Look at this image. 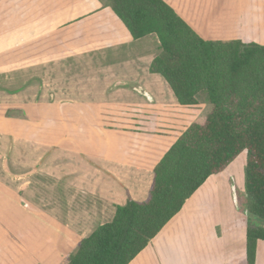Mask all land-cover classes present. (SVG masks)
Segmentation results:
<instances>
[{
  "label": "crops",
  "instance_id": "obj_1",
  "mask_svg": "<svg viewBox=\"0 0 264 264\" xmlns=\"http://www.w3.org/2000/svg\"><path fill=\"white\" fill-rule=\"evenodd\" d=\"M163 1L208 41L257 43L259 31L264 32V0H245L238 16L226 14L224 23L213 17L216 5L210 7L209 21L220 22L209 33L214 38L205 37L200 25L191 23L192 13L199 5L195 4L190 11L185 6L191 2L186 0H178L177 5L170 0ZM197 3L202 8L206 6L201 0ZM153 36L133 40L105 0H0V85L3 87L9 73L14 71L18 72V85L29 87L45 84L41 81L44 79L42 71H49V79L56 81L59 74L52 71H77L80 67L81 71L112 76L106 72L112 67L135 65L137 68V64L143 62V71L134 73V80L131 74L122 78V75L115 77L116 73L109 79H119L117 84L129 90L138 84L136 91L133 90L135 94L126 92L135 103L144 104L143 100L148 98L161 106L156 85L162 81L149 71L157 56L151 47H159L157 37ZM27 71H32L33 76L26 77ZM68 75H65L66 85L70 84ZM52 80L51 85L59 84ZM167 88L170 90L169 86ZM4 91H0V135L11 138L5 118L12 117L9 113L15 110H21L24 115L26 106L12 99L23 98L20 92L13 95ZM75 93L66 107L55 103L58 98L54 95L58 94L54 93L51 100L56 104V119L53 122L43 119L32 125V133L24 124H18L25 128V134L18 138L20 141L12 140L5 151L3 164L15 174L18 189H9L0 181L2 197L22 198L27 208L17 204V207L2 210L0 264L68 262L83 238L99 226L112 222L117 207L125 205L128 199L137 203L147 200L154 168L187 129L176 138L170 135L161 138L158 132H173L176 125H164L166 129H161L160 120L164 119L160 116L148 117L135 126L105 125L98 119L90 120L94 113L83 104L87 101L83 99L85 92ZM10 101L13 105L8 103ZM78 101L82 104H75ZM176 106L182 111L177 119L182 120L190 107ZM136 107L134 105V109ZM206 111L209 113V105ZM122 116L132 119V114L126 111ZM135 116L140 119L138 114ZM58 117L69 119L68 124ZM74 117L79 119L74 120ZM62 158L64 162L60 163L58 160ZM48 159H51L50 166L56 167L51 176L44 173ZM32 161L34 163L29 165ZM64 163L69 166L63 168ZM230 165L222 173L209 177L129 264H204L203 257L208 255L215 261L218 259L216 264H247V211L239 208L237 201L233 206L238 209L236 213L233 211L230 189L236 191L239 174L231 171L233 165ZM212 185L218 188L217 193L223 188L220 196H216L217 193L211 196L218 199L216 208L208 204L207 191ZM32 198L37 199L36 204ZM255 264H264V241L257 243Z\"/></svg>",
  "mask_w": 264,
  "mask_h": 264
},
{
  "label": "trees",
  "instance_id": "obj_2",
  "mask_svg": "<svg viewBox=\"0 0 264 264\" xmlns=\"http://www.w3.org/2000/svg\"><path fill=\"white\" fill-rule=\"evenodd\" d=\"M133 40L155 35L160 53L149 71L178 104L205 94L210 111L191 124L153 171L146 201L128 199L112 222L83 238L66 264H129L213 175L247 153L246 262L264 241V45L201 38L163 0H105Z\"/></svg>",
  "mask_w": 264,
  "mask_h": 264
},
{
  "label": "rangeland",
  "instance_id": "obj_3",
  "mask_svg": "<svg viewBox=\"0 0 264 264\" xmlns=\"http://www.w3.org/2000/svg\"><path fill=\"white\" fill-rule=\"evenodd\" d=\"M170 1H172L175 5L178 4V0H170ZM186 1L191 2L190 5L185 6V7H189L190 11H193L192 6H194L195 4L199 5L198 9H196L195 12L192 13L194 14V16H193V20L191 21V23H196L198 26L200 25V27L204 30L203 31L204 36L206 35L207 37H209L211 34L210 32L211 28L215 27V24L220 23L219 21L215 22L216 21L215 19L213 21L212 20L209 21L208 18L210 16V12H209L210 7H213L216 5V12L214 13L215 15H213V17L219 18L224 23L223 19H225L226 14L228 17H237L239 12L241 11V8H243V3L245 2V0L244 1L243 0H201L205 2L206 4V6L202 8V5L197 3L200 0H196L197 2H195V0H186ZM241 1L243 2L241 3ZM251 1L257 2V0H251ZM209 2H212V3H209ZM200 7L202 11L200 10ZM210 37L214 38L215 36L211 35ZM217 41L228 42L225 40H217ZM229 41H233V40H229ZM256 42L257 44H260V45L264 44V32L263 31H259ZM151 50H153L154 54L158 55L160 53L159 47L156 45L151 47ZM140 63L141 64L138 63L139 65L137 64V68L135 67V65H132V66L122 65L120 67H112L111 69H108V71L106 72L112 73V76H113V73H116L115 77H118V76L121 77L122 75V78L128 74H131L130 78L134 80V78H136V75H134V73L137 74L138 72L143 71L144 64L143 62H140ZM101 70H105V69H101ZM87 71H81L80 67H79V70L77 71H67V72L66 70L52 71L54 74L55 73L59 74L58 76L59 79H56V81L49 79L50 77L49 71H42V76L44 77V79L41 81L45 84H42L40 86H29V87L18 85L17 81H19V79L17 76L18 74L17 71H14L13 73L7 72L9 73V79H6L4 81L5 85L3 87L0 85V91L5 90L9 94H13V95L14 93L16 94L20 92V94H22L21 97L23 98L16 97L12 99L15 100V103L25 104L26 106V112L24 115H22L23 112H21V110L19 111L15 110V111H12V113H9V115L12 117L5 118L4 123L5 125H7L6 130L10 133L9 136L11 138H8L7 136H4V135L2 136L0 135V181L2 182V184H5L7 188L12 189V190L18 189V184L15 180V174L10 173L7 169V165L3 164V158L5 157V151L10 145H12V140L20 141L18 140V138L20 136H24L25 134L24 132L25 128L19 127L18 124H22V125L24 124V127L26 126L27 128H29L32 133L31 126L39 124L43 119H46L47 122H49V120L53 122L54 119H56L54 116L57 113L56 104L57 105L62 104L64 107H66V104H70L73 98H75L74 96L76 94L75 91H77L78 94L81 91L85 92L84 94L86 96H83V99L87 98V101L84 102L83 104H86L89 108H91V111L94 113V116L90 117V120L91 118L93 120L98 119L99 121L102 122V124L112 125V126H116V125L128 126L129 124H132V126H135V125H139L141 120L143 119H146L152 116H155V117L160 116L164 119L163 121L160 120V124L163 125L161 126V129L163 130L166 129L164 125H172V124L176 125V126L174 125L175 128L172 129L173 132H169V133L158 132V135H160L161 138H167L169 137L168 135H170L172 138H176V136L178 134H181L186 128H188V126L195 123L199 118H203V116H207L208 114L206 111L207 106H208L206 95L201 94L198 97L199 104L196 107L187 108L185 110V111H189L187 116H183L182 120L181 118L178 120L177 118H179L178 116L182 111L179 112V109L176 108L178 107L176 106L178 105L177 104L178 102L175 101L176 98L174 94L172 93L171 90H168L167 83L159 75H156V77H158V79L162 81L161 82L162 84L160 83V85H156V89H157L156 93L158 95V98L162 101L161 106H158L157 103H151L148 98H145V100H143L144 104H141L140 102L135 103L129 95H126V92L128 91L135 94L134 91H136L135 88L138 87V84L136 85V87H133V89L131 90L125 89L126 87L119 86L117 84L119 79L110 80L109 78L112 77L110 74L105 75V73H103L99 75L95 71H90V72H87ZM67 73L68 74L71 73V74L68 75ZM139 74L141 75V73ZM65 75H68V77L70 78L67 81L68 83L70 82V84H67V85L64 84L66 82ZM32 76H33L32 71L26 72V77H32ZM51 80L54 83L59 82V84L51 85L50 83ZM124 90H127V91H124ZM59 92L61 93L65 92V94L64 93L60 94ZM54 93L58 94L57 97L54 95L56 99L58 98L57 102H55L56 104H54V102L51 100V98L53 99L52 95ZM20 99H21V102H20ZM8 103L10 105H13L11 101ZM78 103L82 104L81 101L75 102V104H78ZM134 105L137 106L135 109H134ZM125 111L132 114L131 116L132 119L124 118L122 116L123 113H125ZM40 112L43 113L42 116L40 115L41 114ZM1 113L2 112H0V114ZM136 114H138L140 119L137 116H135ZM119 115H121V117ZM17 116H20V117L18 118ZM8 118H10L9 121H8ZM75 119H79V118L74 117V120ZM58 120L64 121V124H68L66 123V121H69V119H66L65 117H62V118L58 117ZM75 123L78 124L77 122ZM145 127L147 126L144 125V128ZM11 131H13V133H11ZM26 131H28V129H26ZM30 131H29V134H27V136L30 135ZM17 132L19 136H17ZM20 133H22L23 135H20ZM16 152L17 151H15V153ZM246 159H247V153L244 152L230 165V166L233 165L231 167V171L236 170L237 173L239 174L238 177L236 176L237 178L236 191H233L232 187L230 189L231 203H232V208H233L234 213H236L237 211L236 209H238L237 207L233 206V204L234 205L236 204V201H237L239 208L242 207L244 209H246L247 202H248L247 195L244 190V167H245ZM33 161L31 163L27 162V165L28 163L29 165H32L34 163ZM58 161L60 163L64 162L63 158ZM50 163H51V159H48L46 161V168L44 170V173L47 176L54 175L56 171V167H51ZM61 166H63L64 168L66 166H69V164L64 163V164H61ZM14 167L15 166H13V168ZM52 184H55V182H53ZM205 189H208V187ZM217 189L218 188H216L215 185H212L207 191L208 195L210 196V198L208 199L209 201L208 204L212 208H216L218 205L217 204L218 199H216V197H214V199H211V196L217 193ZM222 189L216 194V196H220L222 194L223 192ZM32 190H35V188L32 187ZM2 196H3V193L0 187V222L2 221V210L3 209H11L13 208L14 205L15 207H17L18 206L17 204H20L26 207V204L24 203L22 198L13 199L11 197H2ZM32 201L35 202L36 204L37 199L32 198ZM218 214L220 215L219 212ZM217 261L218 259H216L215 261V259H213V257L209 255L206 257L205 256L203 257L204 264H216Z\"/></svg>",
  "mask_w": 264,
  "mask_h": 264
}]
</instances>
